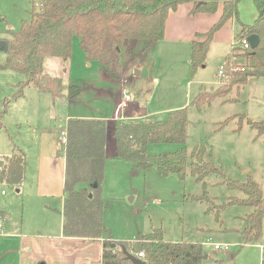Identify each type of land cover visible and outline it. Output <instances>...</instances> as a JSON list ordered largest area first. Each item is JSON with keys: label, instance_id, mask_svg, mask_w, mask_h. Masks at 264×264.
I'll return each instance as SVG.
<instances>
[{"label": "rangeland", "instance_id": "rangeland-1", "mask_svg": "<svg viewBox=\"0 0 264 264\" xmlns=\"http://www.w3.org/2000/svg\"><path fill=\"white\" fill-rule=\"evenodd\" d=\"M251 7L245 6V11ZM29 11L30 0H0V42L19 30L23 21L30 19ZM246 15L250 17V11ZM79 40L74 37L71 57L67 61L46 57L57 61L65 83L80 88V94L72 101L53 103L48 95L33 87H24L22 96L16 97L17 85L23 77L0 69V161L16 153H22L26 159L25 179L20 185L0 183V221L7 219L8 224L20 226L24 222L26 225L32 212L33 228L29 232L43 236L61 232L63 203L59 178L65 145L60 138L66 131V117L107 120L112 116L115 100H120L124 91L130 96L128 106L139 103L147 107L149 104L148 111L158 120H164L169 112L186 108L188 124L184 146L188 153L201 145L206 157L222 168L226 178L245 182L250 177L264 185V135L257 136L247 120L239 126L242 116L252 121H264V78H249L244 87H231L228 76H219L225 57L219 52L221 46L215 45L212 51L208 50L204 64L195 72L190 67V50L187 56L181 51L177 61L165 67L160 61L165 47L159 44L161 48L155 50L152 46L141 53L146 56L144 60L138 52L134 54L137 57L135 64L141 62L145 68L140 77L135 76L137 68L130 67L123 80L112 79L105 83L103 74L98 73L99 64H87ZM127 56L130 55L122 54L123 64L129 63ZM4 59L5 54L0 48V64ZM152 61H155L154 67ZM242 64L241 59H234L229 72L240 73ZM63 67H66L65 72ZM151 70L154 82H150ZM229 86L232 88L230 93L223 98L211 99L200 110L192 105L201 90L208 96ZM177 104H184V107L171 109ZM181 147L178 144H150L147 153L150 156L173 153ZM111 154L106 147L101 197L107 203L103 225L112 240L136 241L140 235L161 229L165 241L201 244L203 256L207 257L202 264H260V259L264 258V221L260 240L245 244L240 232L245 226L243 219L251 209L224 206L229 197L244 198L241 192L227 190L215 175L207 178L208 198L215 205L224 206L217 222L213 214L207 212L208 205L193 198L200 197L203 190L189 173L182 179L176 174L161 175L155 167H149L135 174L131 172L130 164ZM40 156L47 159L42 182L56 192L50 197L39 193L41 178L38 179L37 163ZM84 186L80 184L77 188ZM37 222L42 224L41 227ZM53 241L58 244L54 246L60 248L62 245L68 253L85 251L90 262L98 264L96 243L81 248L79 242L61 244L59 239ZM42 243L39 241L34 245L36 251L38 247L41 249ZM214 244L230 247L227 252H222L215 250Z\"/></svg>", "mask_w": 264, "mask_h": 264}, {"label": "trees", "instance_id": "trees-1", "mask_svg": "<svg viewBox=\"0 0 264 264\" xmlns=\"http://www.w3.org/2000/svg\"><path fill=\"white\" fill-rule=\"evenodd\" d=\"M257 11L253 25H240L234 39L259 38L255 50L232 49L223 63V76L230 78L231 87H244L249 78H264V0H252ZM241 0H30V19L23 21L19 30L10 33L5 43V59L0 69L23 77L17 85L16 97L22 96L24 87H33L48 95L53 103L72 101L81 92L76 85L62 84L61 79L43 72L46 57L67 60L71 57L74 37L87 62L99 64L107 77L120 80L121 53L132 55L140 41L149 44L162 40L166 19L170 12L186 3L192 4L191 15L214 14L222 5L218 20L208 31L196 34L191 42L190 67L192 72L205 62L214 34L227 21L238 20ZM37 10H39L37 12ZM243 62L240 73L229 72L232 61ZM228 86V85H227ZM218 89L206 96L201 90L192 105L198 110L215 97H225L232 90ZM216 90V89H215ZM243 120L255 131L264 135V121ZM187 110L169 112L164 120L154 117L142 121L108 123L97 119H69L66 123L65 167L63 180V209L61 232L66 239L97 241L102 252L99 264H132L123 248L145 264H202V245L193 242L165 241L161 229L153 230L131 242L112 240L103 225L107 203L101 197V184L105 162L108 132L115 137V157L132 166V173L155 167L159 174H176L184 178L189 173L202 186V195L193 197L208 205L207 212L220 221L224 206L247 207L251 212L244 217L245 226L240 232L245 244L256 243L262 235L264 221V185L250 177L245 182L226 178L222 168L206 157L201 145L190 153L184 146L187 138ZM150 144H178L182 147L173 153L150 156ZM26 159L22 153L3 159L0 183L18 186L25 179ZM215 175L229 191L241 192L244 198L229 197L223 207L215 205L207 196V178ZM84 184L83 188H77ZM96 185V187H93ZM210 204V205H209ZM114 248L111 249V246ZM142 253L143 257H138Z\"/></svg>", "mask_w": 264, "mask_h": 264}, {"label": "crops", "instance_id": "crops-1", "mask_svg": "<svg viewBox=\"0 0 264 264\" xmlns=\"http://www.w3.org/2000/svg\"><path fill=\"white\" fill-rule=\"evenodd\" d=\"M252 0H241V2L238 5V20L231 19L225 23V25L218 30L211 41L209 50L212 51L213 46H221L220 47V53L222 57H225L229 55L230 53V47L232 42L234 41V37L236 33L240 29V25L244 24L247 26L253 25L254 22L257 19V11L254 6ZM245 6L251 7V9L245 11ZM192 8V4L186 3L180 5L176 11L170 12L168 14V17L166 19L165 28H164V36L162 40L149 44L146 41H140L136 47V50L133 52L132 55L127 56L126 60L129 63H122L121 59V66H122V76L120 80H123L125 72L129 70L131 67L137 68L139 72L140 77L143 74V69L145 71L144 65L139 62L138 64H135L136 55H134L136 52L141 55V59H145V55L141 54L142 52H146L148 49H150L152 46L156 50L159 47V44H164L165 47V54L163 53V57L160 56V61L162 65L167 67L168 65L173 64L175 61H177L179 54L181 51L184 53V56H187L188 51H191V42L195 39L196 34H202L205 33L210 29V27L218 20L221 11H222V5L220 4L218 7V10L214 14H197V15H191L190 11ZM250 11V17H246V12ZM255 12V13H254ZM237 24V25H236ZM235 34V35H234ZM153 49V50H154ZM154 50V51H155ZM126 53L124 50L121 53ZM208 53V52H207ZM227 53V54H226ZM225 55V56H224ZM126 56V55H124ZM45 58L43 61V72L51 77H56L61 79L62 84L64 86H67L69 84L65 83L64 80H62V75L59 73V68L57 61ZM68 60V59H67ZM67 60H63L64 62ZM155 64V61H152ZM89 65V63L87 62ZM51 65H55L56 67L53 68ZM151 66V62L148 65V67ZM154 67V65L152 66ZM100 69H98V73L102 75L103 82H107V80H112L111 78L107 77L104 73L103 68L100 66ZM63 71H66V67L62 68ZM153 69V68H152ZM152 70H151V79L150 82H154L155 78L152 76ZM96 80V79H95ZM100 81V80H99ZM101 82V81H100ZM120 100H115V108L112 113V116L109 118H106L108 123H113L117 121H142L149 117H154L151 112L148 111V106L144 107L142 104L135 103L133 106H127L126 110L120 109L118 106ZM130 102V101H129ZM176 108L171 109H177L184 107V104H177L175 106ZM170 109H166L165 111H168ZM123 112V115H122ZM67 121L69 119V116L66 117ZM67 123V122H66ZM115 146L116 141L115 137L112 135L111 132H108L107 138H106V147L107 149L112 153L111 155H114L115 153ZM106 152V150H105ZM47 159H45L44 156H40L38 163H37V169H38V179L39 181V193L40 195H43L45 197L52 196L54 190L52 189V186L50 188L45 187V185L42 182V176H43V170L45 167V162ZM60 168V178H59V185L62 190L61 193V201L63 203V180H64V167H65V155L63 156V161L61 163ZM4 194V192H2ZM34 216L32 212H30V219H28L27 224L25 225L24 222H22V225H16V224H8L7 217L6 220L0 221V264H92L90 261V257L88 254H86L85 251H79V252H66L61 247L58 248L57 242H52V240L59 239V242L61 244L67 242V243H73V242H79L81 243V248H87L89 245L96 243L98 245V264L100 261V256L102 252L101 244L97 241L91 242L90 240H73V239H66L62 236V232H59V234L54 236H43L41 233L39 234H33L29 231L33 228L31 223V218ZM243 219V218H240ZM62 222V220H61ZM38 226L41 227L42 224L37 222ZM43 228V227H42ZM26 232H24V230ZM39 241H42V247L41 249L38 247L37 251L34 247L35 244H37ZM51 242V243H50ZM260 248L262 249L263 246L260 245ZM83 250V249H82ZM207 259V257H206Z\"/></svg>", "mask_w": 264, "mask_h": 264}, {"label": "built area", "instance_id": "built-area-1", "mask_svg": "<svg viewBox=\"0 0 264 264\" xmlns=\"http://www.w3.org/2000/svg\"><path fill=\"white\" fill-rule=\"evenodd\" d=\"M233 47L234 49H249L250 48L246 39L235 41V43L233 44ZM219 76L223 78V69L219 72ZM129 101H130V96L127 94L126 91H124L121 95L118 106L120 107V109L125 110L128 106ZM60 140L64 145L66 144V131H63L61 133ZM213 247L217 251L227 252L230 246L227 244H222V245L214 244ZM138 257H143V254L139 253ZM260 264H264V258L260 259Z\"/></svg>", "mask_w": 264, "mask_h": 264}, {"label": "water", "instance_id": "water-1", "mask_svg": "<svg viewBox=\"0 0 264 264\" xmlns=\"http://www.w3.org/2000/svg\"><path fill=\"white\" fill-rule=\"evenodd\" d=\"M39 10H37L38 12ZM247 42L249 44L250 49L255 50L259 44V38L256 35H251L249 37H247ZM5 43L4 42H0V48L1 50L4 52L5 51ZM135 76H139V72L138 70L135 71ZM3 162L0 161V167L2 166ZM93 187H96V185H93ZM114 248V245L111 246V249ZM123 253L126 255V257L131 261L132 264H145L144 261L140 260L139 258H137L136 256L128 253L124 248L122 249ZM203 259H206V256H203Z\"/></svg>", "mask_w": 264, "mask_h": 264}]
</instances>
